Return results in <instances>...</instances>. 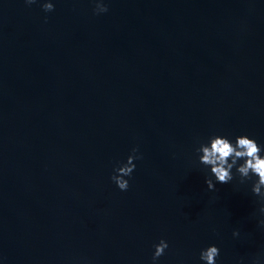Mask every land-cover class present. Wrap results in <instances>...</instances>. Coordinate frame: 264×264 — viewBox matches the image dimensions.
<instances>
[{"label":"water","instance_id":"1","mask_svg":"<svg viewBox=\"0 0 264 264\" xmlns=\"http://www.w3.org/2000/svg\"><path fill=\"white\" fill-rule=\"evenodd\" d=\"M44 2L0 0V264H153L161 239L155 264H264L257 177L217 183L196 151L264 156V0Z\"/></svg>","mask_w":264,"mask_h":264},{"label":"clouds","instance_id":"2","mask_svg":"<svg viewBox=\"0 0 264 264\" xmlns=\"http://www.w3.org/2000/svg\"><path fill=\"white\" fill-rule=\"evenodd\" d=\"M27 4L36 3V0H25ZM44 12H51L54 10V5L48 0H45L41 5ZM107 6L96 0L94 14L107 12ZM199 155V162L210 169L211 176L215 177V181L221 184H227L233 180L232 169L235 167L236 172L240 177V182L243 183L246 179H251V176L257 177L253 182L251 191L254 195L259 196L264 200V156L261 153V146L257 144L255 139L249 138L246 135L236 136L234 142L230 141L224 136H212L208 142L201 143L196 150ZM132 154L126 158L123 164L114 167V174L110 179L121 190L128 189V180L124 177H130L135 169L134 160L141 159L137 155L138 149L133 147ZM242 160L243 163L237 162ZM211 176L205 179V184L209 190L214 189V183ZM260 212L264 213V204L260 208ZM264 224V221L260 222ZM233 235H237L236 232ZM168 247L165 240L161 239L160 242L154 245L155 251L152 255L153 264L157 259L164 254V250ZM219 255V249L214 245H209L207 248L202 249L200 252V260L205 264H215L216 257Z\"/></svg>","mask_w":264,"mask_h":264}]
</instances>
